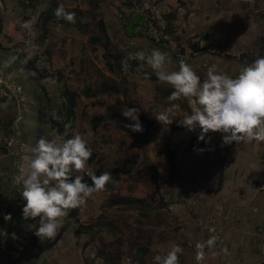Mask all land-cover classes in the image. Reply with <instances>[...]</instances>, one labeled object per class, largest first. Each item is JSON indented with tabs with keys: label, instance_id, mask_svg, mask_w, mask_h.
I'll use <instances>...</instances> for the list:
<instances>
[{
	"label": "rangeland",
	"instance_id": "rangeland-1",
	"mask_svg": "<svg viewBox=\"0 0 264 264\" xmlns=\"http://www.w3.org/2000/svg\"><path fill=\"white\" fill-rule=\"evenodd\" d=\"M2 3L0 49L11 45L31 56V60L30 74L24 82L20 76L7 80L0 73V264H155L154 256L166 253L173 244L184 249L179 255L180 264H197L196 244L202 242L208 225L219 229L221 237L218 245L205 249L202 264H223L224 248L232 256L231 264H241V248L230 244L219 247L225 238L216 215L208 216L214 222L200 223L203 220L199 211H214L210 206L204 208L214 198H198L196 187L180 193L177 183L187 184L194 173L199 175L194 168L201 166L202 159L186 154L191 150L186 148V159L180 165L174 163L167 168L160 160H154L163 157L164 161L166 158L172 161L177 155V150H171L176 146L172 138L175 133H182L178 121L184 117L180 112L185 110L186 99L171 102L180 105L172 124L159 123L154 114L170 106L168 96L173 89L158 79L133 72L130 65L125 67L121 61L129 53L157 48L167 54L176 68L180 60L175 53L182 47L184 52L193 51L183 60L201 78L206 77L209 67L215 66L217 72L223 70L224 57L253 62L264 56V0H2ZM61 5L66 12L75 13L81 29L57 20L55 11ZM141 12L148 19L152 12L159 14L158 30L152 35H159L162 44H153L148 36L131 34V29L125 27L127 20ZM33 17L35 48L26 46L25 42L33 37L21 27ZM91 37H97L98 43L91 41ZM129 39L135 42L130 43ZM38 50L45 52L46 59L42 62L35 61ZM108 63H114L112 69ZM129 63L137 67L144 64ZM143 71L154 74L146 64ZM109 79L122 82L127 93L82 95L84 87L95 89ZM64 88L77 96L72 125L62 130L54 123L66 125L68 121ZM125 101L154 123L142 140L135 135L139 132H129L123 122L107 117L111 113L122 115V109H128ZM95 115L105 117L93 131ZM39 116L45 124L40 123ZM124 120L133 123L125 117ZM77 132L88 141L93 152L89 167L97 176L103 171L110 172L112 180L105 191L69 210L54 240H41L31 226L38 227L37 221L22 218L25 201L18 181L24 171L23 155L30 154V146L40 137L62 140ZM209 172L201 175L207 178ZM77 174L73 173V177ZM223 202L228 206L226 199ZM256 206L262 211L263 207ZM231 208L250 212L247 219L250 224L244 228L248 246L255 249L259 243L263 244L264 223L258 224L259 211L256 213L251 207ZM71 211L75 214H70ZM9 214L11 219L5 220ZM16 223L21 237L14 235ZM80 224L84 227L76 232ZM235 237L239 238V233ZM262 246L256 248L258 255L264 252ZM254 258L255 263L251 264H264V256Z\"/></svg>",
	"mask_w": 264,
	"mask_h": 264
},
{
	"label": "clouds",
	"instance_id": "clouds-1",
	"mask_svg": "<svg viewBox=\"0 0 264 264\" xmlns=\"http://www.w3.org/2000/svg\"><path fill=\"white\" fill-rule=\"evenodd\" d=\"M55 16L75 23V13L66 12L62 5L56 9ZM35 23L33 17L21 24L33 37L25 42L31 48L36 47ZM21 53H13L5 63L27 64L31 56L24 55L21 59ZM130 61L144 62L160 83L173 89L168 96L170 106L154 114L159 123L172 124L180 105L171 102L185 98L191 112L178 121V126L188 131L199 128L198 140H204L209 132H219L223 134L222 146L233 142H264V56L238 66L233 75L217 72L215 66L209 67L203 80L183 59L174 68L167 54L157 48L129 53L121 63L127 67ZM144 64L139 65L137 71H143ZM137 113L136 108L122 109V115L133 122L124 125L131 132L144 130ZM69 127L70 124L65 125V128ZM204 150L194 148L200 153ZM92 156L88 141L78 132L62 140L40 137L30 146V155L25 157L26 168L18 181L20 195L25 201L22 218L37 221L38 227L31 226L35 228L34 235L41 240H54L63 227L62 218L70 209L85 204L94 194L106 190L112 174L103 171L97 176L89 167ZM73 173L78 174L73 178ZM85 176L90 178L91 184L85 182ZM4 219L10 220V214ZM216 242L217 237L211 236L196 244L197 264H202L206 259L205 249L214 248ZM183 251L180 245L173 244L166 253L157 254L153 259L155 264H180L179 255ZM222 251L227 254L226 248Z\"/></svg>",
	"mask_w": 264,
	"mask_h": 264
},
{
	"label": "crops",
	"instance_id": "crops-1",
	"mask_svg": "<svg viewBox=\"0 0 264 264\" xmlns=\"http://www.w3.org/2000/svg\"><path fill=\"white\" fill-rule=\"evenodd\" d=\"M2 5V0H0V8H2ZM18 51H20L18 48L11 47V45L9 48L0 49V73H3L2 78L4 77L7 80L12 76L17 78L20 76V79L24 82L27 75L30 74L28 62L25 65H21L20 63H5L10 59V56L13 53H17ZM2 53H5L4 57L1 56ZM23 57L24 54L21 53L20 58L23 59ZM251 61L252 60H242L238 57L235 59L224 57L225 64L223 68H225L218 72L225 75H233L234 70L238 66L246 64V62L250 63ZM22 68L24 69L23 71H21ZM204 78L206 77H202L201 80ZM187 110L190 114V104L186 99L185 110H182L180 113H184V115L188 114ZM181 128L182 130L179 131L182 133H175L174 138H172V140H174V145L176 146L171 148V150H177V155L174 156L173 160L170 161L166 158L164 161L163 157H155L154 160H160L161 163L164 164L163 167L166 165L167 168H169L170 164L174 163L180 165V163L186 159L184 153L186 148L191 149L190 151H187L186 154H194L196 159H202L201 166L196 165V168H194L195 172H200L199 175H197L196 172V176L193 172L194 178L188 180L187 184H182V181L177 183L181 187L180 193L192 191L194 187H196L198 193L195 194V196L197 195L198 198H214V200H210L211 202H208L204 206V208H209L210 206L214 211H199V218L203 220L200 221V223L206 224L209 222V215H216L218 224L223 230L225 238L219 247H226L227 244H230L233 248H241L242 257L240 256L239 263H255L254 257L264 256V252L262 251L260 252V255L256 253V248L259 247L262 249L264 243H259L255 249L248 246L247 233H245L244 228L247 224H250L247 220L250 212L233 211L231 206L237 208L236 210H239L242 207H251L252 210H256V213L259 211L257 217L260 222L258 224H261L262 222L264 223V187L259 188L262 185L264 186V142H257L254 140L250 143L233 142L232 144L222 146L223 134L219 132H209L205 135L204 140H198L200 133L199 128L195 131H188L184 127ZM180 136H182V139ZM205 141H208V143H205ZM194 148L205 150L200 153L194 151ZM29 155H23L25 161V164L23 165L24 169L27 164L25 157ZM183 168L185 167L181 166V169ZM206 170L210 171L207 178L201 175V172L205 173ZM173 188H175V185H173ZM224 199L227 200L228 206L223 202ZM256 205H258V207H263L262 211H260ZM217 208H220V211H216ZM202 209L203 208H201V210ZM235 233H239V238L235 237ZM222 255V262L226 261L225 263L223 262V264H231L229 258L232 256L228 253L225 254L224 252Z\"/></svg>",
	"mask_w": 264,
	"mask_h": 264
},
{
	"label": "trees",
	"instance_id": "trees-1",
	"mask_svg": "<svg viewBox=\"0 0 264 264\" xmlns=\"http://www.w3.org/2000/svg\"><path fill=\"white\" fill-rule=\"evenodd\" d=\"M166 16H170V15H166ZM150 17V15H149ZM76 18V16H75ZM151 19V17H150ZM150 19L146 18V16H144L142 14V12L140 13L139 16H137L136 18L132 19V20H127L126 21V24H125V27H129L131 29V34H139L140 36H148V38H150L153 42V44H162L163 41L160 40V36L155 34V35H152V34H140V33H136L134 31V27L136 25H142L143 23H145V21H149ZM156 19L158 18H155V19H151L152 20V25L156 27V30H158V25H157V21ZM57 20L59 22H63V23H68L67 21L63 20V19H58ZM98 24V23H97ZM73 25H76L78 28H82V25L81 24H77V21L75 20V23H73ZM156 33V32H155ZM131 34H128L129 37L133 36ZM91 41H93L95 44L98 43L97 42V37H91L90 38ZM166 39H164L165 41ZM180 48V47H179ZM179 51L183 52L184 53V49L181 47L180 49H178ZM110 53V52H109ZM116 56V55H114ZM117 57V56H116ZM118 58V57H117ZM134 63V61H132ZM130 65V68L131 70L134 72L137 71V65L134 66V64H131L129 63ZM108 66H110V69L113 68L114 66V63H108ZM139 74H141V76H148L150 79L152 80H156L157 77L155 76V74L153 75H148V73L146 71H137ZM81 93L83 96L85 97H95L97 95H114V94H126L127 93V88L122 84V82H118L116 81L115 79H109L108 82L104 81L102 83V85L100 87H97L95 89H92L90 87H84L82 90H81ZM62 94H63V97L66 101V104H67V107H66V119L68 120L67 122H65V124H70L72 125V122H73V119H74V107L76 105V92L74 91H71L67 88H64L63 91H62ZM125 106L129 109V108H136L138 110V117H139V120L141 121V124H142V127H143V132H139V133H136L133 132L138 138H141V140L145 137L146 135V132H147V129L149 127H151L154 123L153 121L149 120L146 116V114L139 110L136 106H134L132 103H130L129 101H125L124 102ZM104 117L105 116H99V115H95L93 116L92 118V130L95 131L96 128L98 127V125L100 124V122L102 120H104ZM107 117L109 118H114L116 121H119V122H123V124H129V122L125 121L124 120V117L119 114V113H111L109 114ZM39 121L40 123H43L45 124L46 121H44L41 116H39ZM56 126L59 125V128H61L62 130H65V125H63L62 123H54ZM127 129V128H126ZM129 132H131L129 129H127ZM139 134V135H138ZM74 178V177H73ZM85 182L91 184V180L90 178L88 177H85ZM72 215L75 214V211H71ZM76 221L79 222V218H76ZM81 227H84L83 225H78V229L76 232H80L81 231Z\"/></svg>",
	"mask_w": 264,
	"mask_h": 264
},
{
	"label": "built area",
	"instance_id": "built-area-1",
	"mask_svg": "<svg viewBox=\"0 0 264 264\" xmlns=\"http://www.w3.org/2000/svg\"><path fill=\"white\" fill-rule=\"evenodd\" d=\"M150 17H151V19H155V18H159L160 16L157 12H152ZM151 19L149 21H145V23H143L142 25H136L134 27V31L136 33H140V34H154L157 30H156V27L152 25ZM191 52H193V51L189 50L188 52L183 53V52L177 50V52L175 53V57L178 58L179 60H181L185 56H190L192 54ZM35 56H36V60H35L36 62H42L46 59V55H45V52L43 50L42 51L41 50L36 51ZM8 144H10V143H8ZM263 187L264 186L262 185L259 188H263ZM209 222H214V219L210 218ZM205 229H206V232L203 233L204 237L202 239V242L206 241L211 236H216L217 237L216 245H218L220 243L221 231L219 229L216 230L215 227L212 228L209 225H208V227H205ZM202 242H199V243H202Z\"/></svg>",
	"mask_w": 264,
	"mask_h": 264
},
{
	"label": "flooded vegetation",
	"instance_id": "flooded-vegetation-1",
	"mask_svg": "<svg viewBox=\"0 0 264 264\" xmlns=\"http://www.w3.org/2000/svg\"><path fill=\"white\" fill-rule=\"evenodd\" d=\"M100 26L103 27V21H102V19H101V21H100ZM17 221H19V220L17 219ZM14 229H15V232H14L15 234H14V235H15V236H16V235H19V237H21L20 234H19V232H21V231H20L21 229H20V226L17 225V223H16ZM6 250H7V248H4V251H6ZM15 257H16V256H14V258H15ZM12 258H13V257H12Z\"/></svg>",
	"mask_w": 264,
	"mask_h": 264
},
{
	"label": "water",
	"instance_id": "water-1",
	"mask_svg": "<svg viewBox=\"0 0 264 264\" xmlns=\"http://www.w3.org/2000/svg\"><path fill=\"white\" fill-rule=\"evenodd\" d=\"M142 38H144V37H142ZM144 39H146V38H144ZM128 41H129L130 43H134V42H135V41H133V39H129ZM152 43H153V42H152ZM148 44H151V42L149 41Z\"/></svg>",
	"mask_w": 264,
	"mask_h": 264
}]
</instances>
